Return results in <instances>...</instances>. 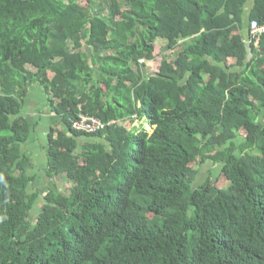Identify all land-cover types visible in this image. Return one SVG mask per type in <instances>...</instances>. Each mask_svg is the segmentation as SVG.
Wrapping results in <instances>:
<instances>
[{
	"label": "trees",
	"instance_id": "obj_1",
	"mask_svg": "<svg viewBox=\"0 0 264 264\" xmlns=\"http://www.w3.org/2000/svg\"><path fill=\"white\" fill-rule=\"evenodd\" d=\"M98 1L0 0V264H264V0ZM34 86L65 194L29 191Z\"/></svg>",
	"mask_w": 264,
	"mask_h": 264
},
{
	"label": "crops",
	"instance_id": "obj_2",
	"mask_svg": "<svg viewBox=\"0 0 264 264\" xmlns=\"http://www.w3.org/2000/svg\"><path fill=\"white\" fill-rule=\"evenodd\" d=\"M252 3L249 4V9ZM244 35L246 42L249 41L248 27H244ZM250 46V43H247ZM249 49V47H248ZM43 92L37 87H31L25 100L24 114L30 120L33 131L28 142L22 146V151L29 158V175L34 177L35 181L29 187V191H39L45 196L49 191L65 194L66 175L60 174L49 177L48 171V155H47V139L51 125L57 123L59 127L62 125L61 119L51 112V108L46 106ZM112 124V123H110ZM78 145L81 147L85 144H95L101 142L93 137L76 138ZM43 181V182H42Z\"/></svg>",
	"mask_w": 264,
	"mask_h": 264
},
{
	"label": "built area",
	"instance_id": "obj_3",
	"mask_svg": "<svg viewBox=\"0 0 264 264\" xmlns=\"http://www.w3.org/2000/svg\"><path fill=\"white\" fill-rule=\"evenodd\" d=\"M251 40L258 44L261 35H264V24L260 25L258 22L253 21L248 31ZM250 43V41H249ZM73 130L86 135L96 134L106 128L107 124L103 123L100 119L94 116H89L83 113L77 115V118L70 120Z\"/></svg>",
	"mask_w": 264,
	"mask_h": 264
},
{
	"label": "rangeland",
	"instance_id": "obj_4",
	"mask_svg": "<svg viewBox=\"0 0 264 264\" xmlns=\"http://www.w3.org/2000/svg\"><path fill=\"white\" fill-rule=\"evenodd\" d=\"M102 1V0H101ZM101 1H98L96 2L95 4V7H96V10L99 9L101 10V12H105V8L103 7V5H105L103 2ZM107 6V4H106ZM125 3L124 1H119L115 6H114V10H115V13H116V17L117 18H120L121 16V13L124 12V10H126L125 7ZM108 7V6H107ZM166 42L164 40H161V39H158L155 43V47L157 48L156 50V53H158V50L160 49L161 46L165 45ZM176 53L177 51H175L172 55L173 56H176ZM148 64H152V63H148ZM154 68V67H153ZM45 99L47 100L46 96H45ZM48 104V103H47ZM140 123L139 121H136L134 124L133 123H130L128 121H125V122H122V125L126 128H133L134 126H138ZM150 126V124H148ZM149 132H152V129H148ZM196 167V165L194 166V168ZM218 170H219V167H215L213 168L212 165L209 163V164H206L205 166H203L200 170H199V174H198V180L197 181H205L207 178H212L213 182H216V179H217V174H218ZM43 182V181H42ZM226 182H218L217 185L218 186H225ZM34 218V215L32 214L31 215V219ZM30 219V220H31Z\"/></svg>",
	"mask_w": 264,
	"mask_h": 264
}]
</instances>
